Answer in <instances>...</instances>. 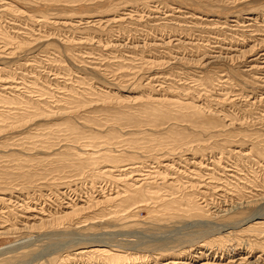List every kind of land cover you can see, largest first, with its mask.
<instances>
[{
    "label": "rangeland",
    "instance_id": "rangeland-1",
    "mask_svg": "<svg viewBox=\"0 0 264 264\" xmlns=\"http://www.w3.org/2000/svg\"><path fill=\"white\" fill-rule=\"evenodd\" d=\"M0 225V264H264V0H0Z\"/></svg>",
    "mask_w": 264,
    "mask_h": 264
},
{
    "label": "bare ground",
    "instance_id": "bare-ground-1",
    "mask_svg": "<svg viewBox=\"0 0 264 264\" xmlns=\"http://www.w3.org/2000/svg\"><path fill=\"white\" fill-rule=\"evenodd\" d=\"M126 177V176H125ZM7 200V199H6ZM32 209V208H31ZM32 211H34V210H32ZM73 212V211H72ZM28 217V216H27ZM36 217V216H35ZM53 217V216H52ZM55 217V216H54ZM41 221H42V217H38ZM48 218V217H47ZM259 218V217H258ZM52 220V219H51ZM252 221L253 220V218H251V219H248V221ZM24 226H26V225H24ZM21 227H23V226H21ZM0 228H2V226L0 225ZM4 229V228H3ZM20 229V228H19ZM10 230V229H9ZM7 231V230H6ZM2 232H5V230H1L0 229V233H2ZM11 233V232H10ZM26 243V240H24L23 238L22 239H19L18 241H16V242H14V243H11V244H9V245H6L5 247H2L1 249H0V252L1 253H3V254H5L6 252H10V251H13V250H15V249H18V248H21L24 244ZM99 246V245H98ZM102 246V245H101ZM104 248V247H103ZM99 250V248L98 247H90V248H87L86 249V251L85 252H82V254L83 253H95L96 251H98ZM107 250V249H106ZM111 252V251H110ZM0 253V254H1ZM90 255V254H89ZM87 256V255H86ZM230 260V259H229ZM228 260V261H229ZM172 261V260H171ZM232 262V261H231ZM228 264V263H227ZM230 264V263H229ZM235 264V263H234Z\"/></svg>",
    "mask_w": 264,
    "mask_h": 264
}]
</instances>
